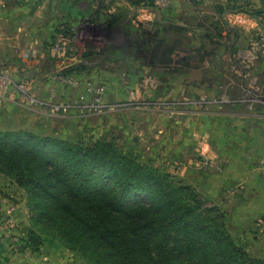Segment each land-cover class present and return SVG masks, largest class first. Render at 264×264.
Here are the masks:
<instances>
[{"label":"rangeland","instance_id":"1","mask_svg":"<svg viewBox=\"0 0 264 264\" xmlns=\"http://www.w3.org/2000/svg\"><path fill=\"white\" fill-rule=\"evenodd\" d=\"M137 1L68 0L89 13L77 26L51 35L35 23L45 40L0 48V136L110 146L185 189L196 218L264 264V0H240L243 10L220 0ZM33 208L0 172L1 234L26 239L34 229L48 240L38 253L88 264L42 235Z\"/></svg>","mask_w":264,"mask_h":264},{"label":"trees","instance_id":"2","mask_svg":"<svg viewBox=\"0 0 264 264\" xmlns=\"http://www.w3.org/2000/svg\"><path fill=\"white\" fill-rule=\"evenodd\" d=\"M236 2L229 0L242 9ZM0 172L35 203L42 235L57 237L88 264H263L196 218L195 207L183 204L185 189L110 146L8 133L0 136ZM131 199L137 203L126 206ZM22 241L35 253L48 242L34 229Z\"/></svg>","mask_w":264,"mask_h":264},{"label":"crops","instance_id":"3","mask_svg":"<svg viewBox=\"0 0 264 264\" xmlns=\"http://www.w3.org/2000/svg\"><path fill=\"white\" fill-rule=\"evenodd\" d=\"M236 1L237 5H241L240 0ZM243 3L250 6L254 2L248 0ZM219 4L225 7L231 5L229 0H220ZM96 9L94 7L93 10L97 16ZM106 13L111 15V12ZM88 15L89 13L84 14L68 0H28L25 3H16L15 0H0V48H8L15 41L18 43L21 40H45L44 36L42 38L39 36V31H42L40 27L31 29L35 23L40 24L41 22L44 25L47 23V30L52 35V32L57 30L56 26L62 25L70 28L72 25L75 27L82 18ZM104 16L107 18V15ZM90 17L92 18V14ZM100 23L103 24V22ZM46 36L48 35L46 34ZM217 63V69H221L223 67L221 58H218ZM1 230L0 227V264H67L63 257H58V254L35 253L23 247L22 239H25L26 232L22 236H20L21 232L14 231H10L6 235L1 234Z\"/></svg>","mask_w":264,"mask_h":264}]
</instances>
